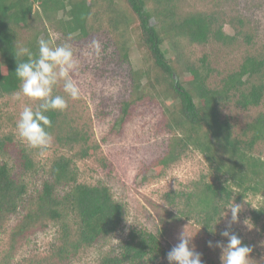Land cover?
<instances>
[{
	"label": "trees",
	"instance_id": "16d2710c",
	"mask_svg": "<svg viewBox=\"0 0 264 264\" xmlns=\"http://www.w3.org/2000/svg\"><path fill=\"white\" fill-rule=\"evenodd\" d=\"M36 5L41 11L34 13ZM97 7L104 8L109 21L126 34L119 46L120 59L129 60L130 42L143 56L144 66L133 71L132 94L122 103L115 124L123 127L134 107L150 102L159 104L162 112L157 131L169 135L166 150L150 161L145 171L152 170L160 178L190 152H198L208 172L164 195L172 211L161 218L162 226L156 231L130 229L119 249L104 254L95 264H164L168 250L163 237L170 225L191 221L210 239L219 238L226 206L242 203L251 195L262 197L251 212L256 225L262 222L264 153L257 155L255 149L264 141V113L236 134L223 109L229 105L243 110L261 106L264 53L245 56L237 70L220 73L219 78H215L208 56L197 62L184 57L185 43L228 47L244 39L251 44L255 31L243 18L230 21L220 11L181 15L177 0H0V96L19 91L14 55L19 45L18 28L29 27L33 16L50 21L63 13L57 21L60 30L86 39ZM226 24L234 35L226 33ZM40 38L38 33L25 45L37 56ZM46 115L52 122L48 131L55 143L64 149H79L73 156L56 153L40 188L33 189L30 177L37 173L38 165L32 149L8 136L0 138L4 159L0 163V264H75L88 250L114 237L126 222V205L114 197L107 184L79 179L77 160L96 156L98 146L67 120L64 111ZM103 165L107 167L106 162ZM51 226L58 231L47 251L31 247L29 255L22 257L21 249L33 242L32 237ZM215 227L214 235L210 230Z\"/></svg>",
	"mask_w": 264,
	"mask_h": 264
},
{
	"label": "rangeland",
	"instance_id": "374dc122",
	"mask_svg": "<svg viewBox=\"0 0 264 264\" xmlns=\"http://www.w3.org/2000/svg\"><path fill=\"white\" fill-rule=\"evenodd\" d=\"M177 2L181 15L197 11H220L230 21H236L238 17L245 19L255 31L251 44H247L244 39L228 47L218 43L205 46L185 43L184 57L197 62L200 58L208 56L211 66L216 71L215 78H219L220 73L237 70L245 56L264 53V0H177ZM150 5L154 4L151 2ZM98 8L102 7L94 8V16L89 21L91 35L86 39L67 36L60 30L57 21L63 17V13L51 18L50 21L44 19L39 21L33 16L29 27L18 28L19 45L25 46L40 33L42 39L51 40L53 45L66 44L72 48L78 63L72 78L80 88V97L76 100L67 97L63 92L62 81L54 94L65 96L68 103L67 109L64 110L67 120L80 130H84L90 143L98 146L96 156L77 160L79 179L88 184L100 182L107 184L114 197L126 205L127 218L133 223L130 225L125 222L120 232L88 250L82 260L75 264H95L104 254L117 251L132 228L156 231L162 226L161 218H167L172 211L165 202L164 195L208 172L207 163L198 152H190L160 178H156L152 170L145 171V166L150 161L164 153L169 135L157 131L162 124V112L159 104L150 102L134 107L123 127L115 124L121 115L122 103L129 100L132 94V73L144 66L143 56L136 45L130 42L129 60L120 59L122 52L119 46L122 40L126 39V34L121 31L122 27H116L109 21L107 16L109 13L104 11V8L101 10ZM37 11H41L38 5L34 6V13ZM155 23L152 19V24ZM225 31L234 35L230 25H225ZM38 103L27 97L16 100L13 99V95L0 96V138L8 136L17 143H24L16 132V121L25 105L35 109ZM223 110L235 126L236 134H241L258 114L264 113V99L258 108L243 110L229 105ZM78 149L61 148L55 143L54 137L45 155L41 156L38 149H32L38 168L37 173L30 177L31 188H40L45 172L56 153L73 156ZM255 153L263 155L264 141L256 146ZM3 160L0 156V163ZM103 162H106L107 167ZM261 201V196L247 197L244 202L237 203L242 205L240 222L233 224L231 213L227 210V216L221 225L222 231H231L253 248L252 264H264V220L256 225L251 218L252 209L257 208ZM245 220H249L250 225L252 223L251 229L245 226ZM185 227L189 235L195 236L193 243L196 250L202 253L203 264H221L220 249L209 248L208 241L226 243L227 238L220 236L210 239L203 233L201 227L191 221L169 226L167 234L163 237L166 249L170 251L178 243L179 234ZM57 231L58 227L51 226L47 231L37 233L32 237L33 242L21 249L20 255L28 256L31 247L37 248L40 252L47 251L50 244L55 241ZM3 239L5 241L6 237L3 236ZM18 261L17 258L16 262ZM164 264H168L167 258L164 259Z\"/></svg>",
	"mask_w": 264,
	"mask_h": 264
},
{
	"label": "clouds",
	"instance_id": "9594fccd",
	"mask_svg": "<svg viewBox=\"0 0 264 264\" xmlns=\"http://www.w3.org/2000/svg\"><path fill=\"white\" fill-rule=\"evenodd\" d=\"M37 43L38 56L34 55L28 47L22 45L16 47L15 74L20 81V87L19 91L12 95L16 100L27 97L31 101L39 102L35 109L30 105L23 107L16 121V132L22 142L32 149H38L43 156L52 143V136L48 131L52 122L46 113L64 111L68 107L65 96L54 94L55 89L62 81L63 92L67 97L76 100L80 97V88L72 78V74L78 67L72 48L66 44L53 45L51 40L42 38ZM20 57H27V59L21 60ZM225 209L230 211L233 224L240 222L242 205L230 203ZM226 216L227 212L226 215H221V217ZM125 219L128 224H133L128 220L127 214ZM248 221L245 220L244 224L251 229L253 225L252 223L250 225ZM216 231V227L214 231L210 230L214 235ZM220 235L227 238L226 243L208 241V246L220 249L221 264H252V247L229 230L220 232ZM194 237L188 234L186 227L180 232L178 243L167 253L168 264H203L202 253L196 250L193 243Z\"/></svg>",
	"mask_w": 264,
	"mask_h": 264
}]
</instances>
